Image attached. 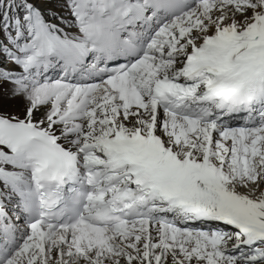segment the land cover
<instances>
[{"label": "snow or ice", "instance_id": "obj_1", "mask_svg": "<svg viewBox=\"0 0 264 264\" xmlns=\"http://www.w3.org/2000/svg\"><path fill=\"white\" fill-rule=\"evenodd\" d=\"M0 264H264V0H0Z\"/></svg>", "mask_w": 264, "mask_h": 264}]
</instances>
